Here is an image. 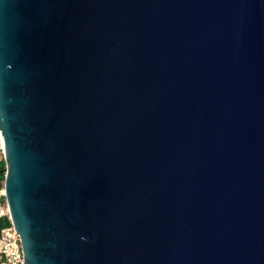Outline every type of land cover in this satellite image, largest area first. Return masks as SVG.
Returning a JSON list of instances; mask_svg holds the SVG:
<instances>
[{"label": "water", "instance_id": "95a60500", "mask_svg": "<svg viewBox=\"0 0 264 264\" xmlns=\"http://www.w3.org/2000/svg\"><path fill=\"white\" fill-rule=\"evenodd\" d=\"M0 131L24 264H264V0H0Z\"/></svg>", "mask_w": 264, "mask_h": 264}, {"label": "built area", "instance_id": "2783aa9c", "mask_svg": "<svg viewBox=\"0 0 264 264\" xmlns=\"http://www.w3.org/2000/svg\"><path fill=\"white\" fill-rule=\"evenodd\" d=\"M3 138L0 131V156L3 158ZM6 219L7 225L0 230V264H24L19 237L13 226L4 184L0 187V219Z\"/></svg>", "mask_w": 264, "mask_h": 264}, {"label": "trees", "instance_id": "16d2710c", "mask_svg": "<svg viewBox=\"0 0 264 264\" xmlns=\"http://www.w3.org/2000/svg\"><path fill=\"white\" fill-rule=\"evenodd\" d=\"M5 167V163L2 157H0V187H2L3 182H4V173H3V169ZM7 225V221L6 219H0V230L2 227Z\"/></svg>", "mask_w": 264, "mask_h": 264}, {"label": "rangeland", "instance_id": "374dc122", "mask_svg": "<svg viewBox=\"0 0 264 264\" xmlns=\"http://www.w3.org/2000/svg\"><path fill=\"white\" fill-rule=\"evenodd\" d=\"M1 157V156H0Z\"/></svg>", "mask_w": 264, "mask_h": 264}]
</instances>
